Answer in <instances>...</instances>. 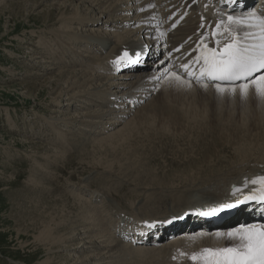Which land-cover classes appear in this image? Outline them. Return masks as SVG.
<instances>
[{
  "label": "bare ground",
  "instance_id": "bare-ground-1",
  "mask_svg": "<svg viewBox=\"0 0 264 264\" xmlns=\"http://www.w3.org/2000/svg\"><path fill=\"white\" fill-rule=\"evenodd\" d=\"M49 2L51 0H27L25 4L11 5V8L14 6L19 7V9L25 8L27 3H30L29 9H27L29 11H27V15L25 14V16H28L32 14V9H37L40 6L45 7V4ZM213 2L214 0H195V2L194 0H62V2L60 0V3L46 6L49 10L45 14L44 23L49 25L60 24L63 28H69L67 32L53 31V36L56 38L54 40L59 39V36L67 37L69 41H72V44L76 43V45L73 44L74 49L83 46L86 47L88 52H92L91 49L96 48L93 52L98 53L100 57L98 64L95 65L91 63L92 59H88V62L92 60L89 64L87 60L83 59L82 55H79L84 70L89 68L92 73L76 72V70L58 72L54 78L55 80L52 82L47 80L45 86H41V88L46 87L45 91L49 95L55 96L54 100L68 96V102L70 103L66 105L68 108L76 105V101L79 99H84L87 103H90L87 106L92 109L81 116H62L56 120V123H62L67 127L71 126L72 123H77L78 125H84L85 128L81 130L79 126L75 127L81 130L79 134L64 133L63 137L66 142L64 141L63 145H66L69 141L68 144L73 149L80 148V153L78 156L73 157L60 152V160L69 161L73 158L89 163L99 162L96 158H98V153L101 150L112 148V152H114L113 150H117V147L121 149L118 153L119 156H111V161L119 165L116 171L123 178H129L135 187L139 185L150 187L153 195L148 197L147 201L144 199L139 206L140 209L151 206L148 211L143 213H136V211L134 216L132 215L134 218L132 219V217L120 215L121 211L122 213L125 211L119 208L120 211L117 209L115 211L117 213L107 223L106 218L109 216L105 217L104 215L103 219L99 221V215L103 213L98 212V209H101L99 204L98 206L93 205V202L98 201V197H103L104 194L98 192L99 189L89 188L92 184L89 181H93L89 178L88 181H85L87 185L81 189L91 194L90 197L92 196V198L89 197L90 200L77 199V196L72 199L68 197L62 199L61 195H58L60 199L48 197L47 195V197H43L34 194L35 191L40 193L43 188L36 190H32L33 187L30 188L33 192L30 191V193L22 196L26 200L21 197L14 200L15 217L13 220L20 226L16 231L27 234V236L31 233L35 245L44 249L45 254L42 264H58L61 261L63 264H92L93 262H97L96 264H172L170 260L181 262L189 258L192 253L199 252L202 248L229 245L230 241L218 240L214 233L238 227L242 222H245L244 224L258 223L257 218L264 217V205L258 206L255 204L243 207L235 217L224 224H214L191 214L193 211L205 210L223 203H232V201L235 203L237 199H243V195H247L253 187H256L249 184L247 188H244L245 179L250 181L257 176L264 175V101L258 99L254 92H250L249 97L244 99L247 102L245 110L248 113L242 117V122L237 123L238 125L225 124L220 129V131L227 129V133L236 132L237 135H233L235 139L230 142L232 143V149L238 151L240 159H247L245 162H248L249 157L254 155V158L256 156L254 158L255 162L249 164V168L243 166V171H238L239 173L231 170L225 171V169L220 171L219 167L216 171L219 174L208 173L205 174V178L201 175L197 176V164L199 161L204 163L208 158V156H203L198 162H193L191 165L189 161L180 169H172L173 167L170 166L171 170L167 171L168 173L158 174L154 171V168L149 167L148 162H143L147 158L142 160V154L139 153L138 149L135 150V146L138 144L136 140L139 138L137 136L144 135V141L153 142V140H156L158 142L168 136L165 133L169 126L174 127L171 132L173 136L174 133L191 130V125L202 128L203 122L200 121L205 120L206 117L199 118L200 121H197L196 117L198 116H196L197 112L195 110L190 112L182 109L181 103H177L176 106L169 98L180 97L182 88H187L190 92L200 90L217 93L215 88L209 85L205 89L201 84H195V82L191 83V87H187L166 78L164 73L168 69L177 72L186 79L185 75L181 73V65L196 56V48L201 35L209 33L215 28L217 20L221 18L219 13L245 16L251 11L247 8V3L243 4L241 10L236 6H232L231 10H228L230 12H226L225 9L217 11ZM160 7L164 8L163 10L166 9V11H161ZM182 12L187 14L192 12L195 17L192 15L191 18L186 17L187 19H184ZM226 15L224 16L225 19ZM174 24L175 27H173ZM202 24L204 27H201ZM111 25H113V28L125 26L132 29L135 34L126 31L125 35L117 36L116 40L112 41L109 36L98 33L97 29L107 30ZM81 27L88 28V32L83 35L78 34L76 31ZM161 33H164V35L161 36ZM132 37H138V39L140 37L141 42L138 43V39L133 41ZM211 41L214 40L209 38L207 42ZM42 42L39 41L37 45H42ZM145 46H147V54L142 67H136L130 71H119L120 68L127 67L126 63H121L119 66L113 64L115 58L121 55L123 51L127 50L130 55H133L131 52L136 49L144 50ZM179 46H182V49L177 52ZM77 50H72L68 59L73 58V56L76 58ZM169 52L173 53L172 62L162 58V56L157 58V54L164 53L163 57H166ZM45 53L47 52L43 50L42 54ZM65 58V54L62 53L54 59L57 63H62V61L66 63ZM95 62L97 63V61ZM30 72L28 71L26 76H32L30 74L33 73ZM97 72L100 75H97ZM115 75L117 76L115 77ZM153 77H159V79H153ZM26 85L31 88L35 84L30 82ZM237 95L224 94L222 96L236 99ZM166 101H170L172 104L166 106ZM145 102L149 103L144 104ZM94 107H97L98 110L93 109ZM140 107L141 109L134 121L129 123L121 132H112L114 131L112 127L119 124L116 119L121 118V121L125 116L133 114L135 108ZM161 112H165L164 115L161 116ZM111 116V121L114 122L110 121L103 124V121ZM156 119L163 120L162 126L166 129L161 130V127L155 129ZM230 121L232 123V120ZM95 126L98 128H95ZM51 128L55 129L54 126ZM56 129L58 130V127ZM109 131L111 132L105 136L106 138L96 139L98 140L96 144L93 143L95 139H90L91 133L103 135L104 132ZM61 141L63 140L61 139ZM22 145L23 148L29 151V157L40 163L36 165L34 171L44 170L45 160L51 164L52 161L55 163L59 159L57 150L53 151L47 148V145H36L30 142ZM63 147L65 146H60L61 149ZM107 158L109 157L103 159V163ZM194 170L196 172L192 174L191 172ZM32 181L37 186L44 184L39 175L34 176ZM234 186L241 188L242 193L233 196L232 189ZM172 191H176L177 194L171 193L167 196ZM186 191H190L191 195L187 194L186 201L179 202L181 194L186 193ZM18 196L21 195L18 194ZM14 197L16 198V196ZM93 197L95 200H93ZM115 200L119 202L118 198H115ZM103 201H106V197ZM69 202H72V204L68 205ZM204 204L211 205L204 206ZM115 206L117 205L115 204ZM170 213L177 214L173 220H179L174 223L171 220V222L162 224L144 220L145 218L161 215H164L161 216L162 218H166ZM72 214H75L74 218H72ZM27 221L29 222L28 225L26 224ZM153 223L156 225L152 230L146 227V224ZM175 231L177 232L172 234ZM137 232L140 234H137ZM201 233L204 235H201ZM164 236L168 237L164 239ZM35 237L39 242L35 240ZM153 242L159 243L156 249L145 247L151 246ZM73 252H76V255L91 254L90 257L94 259H89V261L82 258L72 262L70 259L74 255ZM181 252L185 255L181 256ZM166 253H170V256L167 257ZM88 257L89 255L85 256V258ZM173 257H176V259H173Z\"/></svg>",
  "mask_w": 264,
  "mask_h": 264
},
{
  "label": "rangeland",
  "instance_id": "rangeland-1",
  "mask_svg": "<svg viewBox=\"0 0 264 264\" xmlns=\"http://www.w3.org/2000/svg\"><path fill=\"white\" fill-rule=\"evenodd\" d=\"M25 1L27 0H0V264L43 263L45 254L44 249H41V246L38 247V245H35L31 233L27 236V234H21L20 231H16L20 226L13 220L15 217L13 208L14 200H18L20 197L22 198V196H25L26 193H30V191L33 192V189L43 188V190H40V193L38 191H35L36 193L34 192L35 195L37 194L43 197L48 196L60 199L58 195H61L62 199H66L67 197L72 199L77 196V199L85 200L89 199L91 194L84 192L81 188L87 185L85 181L89 178L93 180L89 181V183L92 182L89 188L94 190L99 189L98 192H102V195L104 194L103 197H98V201H94L93 205L98 206L99 204L101 209H98V212L103 213H100L101 217L99 215V221L103 219L104 215L105 217L109 216L106 218L107 223L112 220L113 215L117 213L115 211H117V209L119 210V208L125 211L124 213L121 211L120 215L132 217V219H134L133 216L136 211V213L148 211L151 209V206H147L144 209H140L139 206L143 203L142 201H144V199L147 201L148 197L153 195L150 187H142L139 185L137 188L129 178H123V176L116 171L119 165L111 161V156H119L118 153L121 149L117 147V150H113L114 152H112V148L101 150L98 153V158H96L99 162L93 161L89 163L73 158L69 161H63L64 159L60 160V152L73 157L78 156L80 153V148L73 149L68 144L69 141L66 145H63L66 142L63 137L64 133L71 132L73 134H79L81 130L85 128L83 127L84 125H78L77 123H72L71 126L67 127L62 123H56V120L62 116H81L90 112L92 109L87 106L90 105V103H87L84 99H76L78 100L76 101V105L69 106L68 108L66 107V105L70 104L68 102V96L54 100L55 96L49 95L48 92L45 91L46 87L41 88V86H45L47 80H51V82L55 80L54 78L57 76L58 72L76 70V72L92 73V70L89 68L84 70L85 68L83 67L84 65L80 63L79 55H82L83 59L87 60L89 64L93 60L91 63L95 65L98 64L100 57L98 53L93 52L96 48L91 49L92 52H88L86 47L83 46L75 47L76 49H74L73 47L76 43H73V45L72 41H69L67 37L59 36V39L54 40L56 38L53 36V31L67 32L69 28H63L60 24L49 25L44 23L43 20L46 12L49 10L46 6L60 3V0H51V2L45 4V7L40 6L37 9H32V14L28 15L29 17L25 16V14L27 15V11H29L27 9H29L30 3H27L25 8L19 9L17 6L12 7L13 9L11 8V5L14 4H25ZM97 30L98 33L109 36L112 41H115L117 36L125 35L126 31L135 34L132 32V29L125 26L113 28V25H111L107 30ZM76 32L83 35L88 32V28L85 29L81 27ZM137 39L138 37H132L133 41ZM39 41H43L42 45H37ZM140 41L141 38L139 37L137 42ZM30 42L32 43L31 45L29 44ZM43 50L47 53L42 54ZM72 50H77L78 57L76 56V58L79 60H77L75 56L68 59ZM62 53L65 54L66 63L63 61L62 63H57L54 58ZM88 59L92 60L88 62ZM95 61H97V63ZM28 71L33 73L30 74L32 76H26ZM93 73H95V71H93ZM96 74L100 75L98 72ZM116 76L117 75H115V77ZM30 82H33L37 87L34 85V87L29 88L26 84ZM195 91L190 92L187 88H182L180 93L182 97L180 95V97L169 98V100L172 101L174 105L181 103L182 109L190 112H192L191 110H195L197 112L196 116H198L196 117L197 121H200L199 118L202 119L206 117L205 120L200 121L201 123L203 122V125H201L202 128L191 125V130L174 133L173 136L171 132L174 127L169 126L165 133L168 134V136L162 138V140L158 142L156 140H153V142L144 141V135L137 136L139 138L136 140L138 144L135 146V150L138 149L139 153L142 154V160L147 158L143 162H148L150 168H154V171L161 174L168 173L167 171L171 170L170 166L173 167L172 169H180L182 168L181 166L184 167V164L189 161L191 165L193 162H198L203 156H208L204 163H200L199 161L197 164L199 171L195 169L198 172L197 176L201 175L203 178H205V174L208 173L219 174L216 172L219 167V169H221L220 171L223 169H225V171H237L235 173L243 171V166L249 168V164L255 162L254 158L256 156L254 158V155L249 157L248 162H245L247 159H240L238 151L232 149V143L230 142L235 139L233 135H235L236 132H230V134L227 133V129L220 131L225 124H240L239 122H242V117L248 113L245 110V104L247 102H245L239 94L236 100L233 99V97L222 96L213 91ZM177 98L180 100H177ZM170 101H166L165 105L168 106V104H172ZM147 103L149 102H145L144 104ZM174 105H172V107H174ZM71 107L74 109L72 110ZM141 107L138 109L135 108V112L130 116H125L126 118L124 117L121 120L122 122L120 121L121 118H118L119 120L116 119L119 124L112 127L114 130L112 132L116 131V133H119L127 127L129 123L134 121ZM93 109L98 110L97 107ZM55 110L60 113H54L53 111ZM164 113L165 112H161L160 115L162 116ZM111 119L112 116L107 117L105 120L106 122L103 121V124L110 122ZM230 120H232V123ZM162 123H164L163 120L156 119L154 125L155 129L158 127H161V130L166 129L162 126ZM219 123L221 125H218ZM52 125L55 129L58 127L59 132L57 129H52ZM78 126L81 130L75 128ZM96 127L97 126H95V128ZM110 132L111 131L104 132L105 134L103 135H94L91 133V136H89L91 137L90 139H95L93 143L96 144L98 143L96 139H102V137L106 138L105 136L110 134ZM53 134H57L60 137L57 135L53 136ZM61 139L63 141H61ZM29 142L35 143L36 145H47V148L53 151L57 150L56 152L59 159L55 161V163L52 161L51 164L45 160L46 165L43 166L44 170L34 171L36 165L40 163L31 159L29 157V151L23 148L22 145L23 143ZM60 146L65 147L61 149ZM249 154L251 153L249 152ZM105 156L109 158L105 159V163H103V159L106 158ZM102 164L104 165L102 166ZM195 170L191 173L194 174L196 172ZM36 175L42 178L44 184H39L40 186H37V184L32 181L33 177ZM30 188H32V190ZM171 193L177 194L176 191H172L168 193L167 196ZM18 194L21 196H18ZM187 194H190V191L182 193L179 202L186 201ZM14 196H16V198ZM104 197H106V201H103ZM90 198H92V196ZM115 198H118L119 202H116ZM93 200H95L94 197ZM67 204L71 205L72 202ZM115 204L117 206H115ZM74 217L75 214H72V218ZM27 222L26 224L28 225L29 222ZM176 232L177 231L172 234ZM111 235H113L112 232ZM167 237L168 236H164L163 238L166 239ZM163 238L161 239L163 240ZM35 240L39 242L36 237ZM152 244L151 246L145 247L156 249L159 243L153 242ZM65 252L68 254L67 251ZM75 253L73 252L74 255L70 259L72 262H76L82 258H84V260L94 259L90 257L92 256L91 254L76 255ZM86 255H89V257L85 258ZM166 256L169 257L170 253H166ZM170 261L172 264L176 262V260ZM96 263L97 262H93L92 264ZM180 263L194 264L189 258L181 262H176L175 264ZM58 264H63V262L61 261Z\"/></svg>",
  "mask_w": 264,
  "mask_h": 264
},
{
  "label": "snow or ice",
  "instance_id": "snow-or-ice-1",
  "mask_svg": "<svg viewBox=\"0 0 264 264\" xmlns=\"http://www.w3.org/2000/svg\"><path fill=\"white\" fill-rule=\"evenodd\" d=\"M221 2L231 6L237 0ZM219 15L221 18L217 20L215 28L201 35L196 48L198 54L193 60L181 65L188 79L168 69L165 70L164 76L187 87H191L193 80L205 89L211 83L217 93L232 96L239 93L242 99H247L250 92H254L258 99L264 101V17L257 15L255 11H250L245 16L226 15L223 12ZM160 35L163 36L164 33ZM210 37L214 40V47H209L207 41ZM146 54L147 46L144 50L136 51L134 55L125 50L116 57L113 64L119 66L124 62L135 65L140 63L142 56ZM249 184L256 187L247 195H243V199L200 210L198 214L212 217L248 201L264 203V175L250 181L245 179L243 187L247 188ZM237 193H242V189L234 186L232 195L236 196ZM147 226L155 225L153 223ZM214 235L218 240L231 243L227 246L205 247L192 253L189 259L194 264H264V223L240 224L224 232L218 231ZM180 255L184 256L185 253L181 252Z\"/></svg>",
  "mask_w": 264,
  "mask_h": 264
},
{
  "label": "water",
  "instance_id": "water-1",
  "mask_svg": "<svg viewBox=\"0 0 264 264\" xmlns=\"http://www.w3.org/2000/svg\"><path fill=\"white\" fill-rule=\"evenodd\" d=\"M211 204H204V206H209ZM177 214L174 213H170L166 218H162L161 216H156L153 218H145V221H149V222H154L156 224H162L165 222H169L171 220H173L176 217Z\"/></svg>",
  "mask_w": 264,
  "mask_h": 264
}]
</instances>
